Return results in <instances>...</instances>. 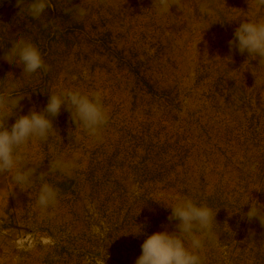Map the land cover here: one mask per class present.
Masks as SVG:
<instances>
[{
	"label": "rangeland",
	"instance_id": "374dc122",
	"mask_svg": "<svg viewBox=\"0 0 264 264\" xmlns=\"http://www.w3.org/2000/svg\"><path fill=\"white\" fill-rule=\"evenodd\" d=\"M31 2L0 0V91L23 97L7 126L65 90L99 92L108 122L89 136L62 105L48 140L23 148L29 184L0 174V264H135L147 236L177 231L168 217L183 198L216 213L202 264H264V225L246 216L251 204L264 215V62L228 43L264 5L48 0L34 19ZM21 38L47 71L3 58ZM56 160L74 167L50 171ZM43 182L57 190L46 209Z\"/></svg>",
	"mask_w": 264,
	"mask_h": 264
},
{
	"label": "clouds",
	"instance_id": "9594fccd",
	"mask_svg": "<svg viewBox=\"0 0 264 264\" xmlns=\"http://www.w3.org/2000/svg\"><path fill=\"white\" fill-rule=\"evenodd\" d=\"M20 0H17L19 3ZM161 13L169 12L175 4L182 9L181 0H156ZM264 5V0H259ZM48 0H32L28 7L30 15L39 19L48 9ZM202 12H206L204 7ZM80 16L85 15L79 9ZM47 26V25H45ZM230 49L235 48L240 54L245 52L248 56L259 57V62H264V20L259 22L242 21L234 31L233 39L229 40ZM7 62L19 60L23 65V72L35 73L39 69L48 70L39 50L23 38L15 41L3 57ZM23 97H13L11 91H0V174L13 172V181L23 190L28 185L30 178L37 175L33 167H26L23 148L30 139L37 138L47 141L54 130L52 119L59 115L62 105L71 113L72 121L77 127L92 137L99 138L103 127L108 122V115L102 103L99 92L82 93L79 90H65L60 94H50L48 103L42 112L32 110L28 115H21L9 128L7 120L14 115V110L19 106ZM11 107V111L9 108ZM74 165L71 162L56 160L50 162L49 170L68 173ZM44 173H39V179L44 181ZM57 199V190L47 182L41 184L37 203L42 208L54 205ZM171 208L168 219L178 220L177 231H161L153 233L141 245L142 254L135 264H202L196 250L203 247V236L211 234L215 215L207 206H198L189 198L179 199ZM249 221L258 218L264 225V215L251 204L246 213ZM216 221V220H215ZM200 232L198 236L196 233ZM188 241L191 250L185 246Z\"/></svg>",
	"mask_w": 264,
	"mask_h": 264
}]
</instances>
